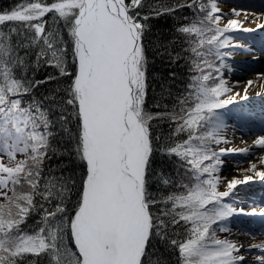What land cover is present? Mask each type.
<instances>
[{
    "label": "snow or ice",
    "instance_id": "obj_1",
    "mask_svg": "<svg viewBox=\"0 0 264 264\" xmlns=\"http://www.w3.org/2000/svg\"><path fill=\"white\" fill-rule=\"evenodd\" d=\"M258 29L222 0L0 8V264H264V238L232 228L264 224V197L239 194L264 183V124L235 107L264 72L231 80Z\"/></svg>",
    "mask_w": 264,
    "mask_h": 264
},
{
    "label": "rangeland",
    "instance_id": "obj_2",
    "mask_svg": "<svg viewBox=\"0 0 264 264\" xmlns=\"http://www.w3.org/2000/svg\"><path fill=\"white\" fill-rule=\"evenodd\" d=\"M238 1L239 0H222V5L226 6L228 4L230 6V3H234L241 7L242 6L241 4H237ZM236 5H234L236 8H240ZM242 103L240 105H236L235 107L241 111L249 113L251 115V118L256 117V120H252V124L250 126L252 127L253 131L258 132L260 129L259 127L262 124H264V105H260V106L258 105L256 106L257 109H255L254 105L251 106L250 104H247V103L242 104ZM249 108L254 109L256 111V114H254L253 111L249 112L248 111ZM241 139L245 141L251 140V136L249 134V126H246L242 132L240 129L236 130L233 146L244 147L245 145L241 142ZM225 159H226V164H225L222 175L230 179L233 176L237 175V173L233 171V161H238V160H242L245 158L242 156H229V157H226ZM244 167H247V165L245 164ZM258 190L261 191L260 194L257 192ZM239 194L241 196H247V197L255 196L257 199L264 197V183L256 182L248 186H242ZM243 206L247 208L249 205L245 203ZM259 221L260 219L258 217H235L233 218L232 228L234 232L238 230H246V231L254 232L256 234V240H251V237L243 235V234L237 235L233 238L238 239L245 243L249 242L250 240L253 243L259 242L260 239L264 238V236L261 235V233L264 232V227L257 224ZM242 222H244L247 226L241 228L239 224H241Z\"/></svg>",
    "mask_w": 264,
    "mask_h": 264
},
{
    "label": "bare ground",
    "instance_id": "obj_3",
    "mask_svg": "<svg viewBox=\"0 0 264 264\" xmlns=\"http://www.w3.org/2000/svg\"><path fill=\"white\" fill-rule=\"evenodd\" d=\"M239 2H242L241 7L234 3H230V6L228 4L226 6L222 5V7L225 11H228L230 8L235 7L234 5H236L240 7L238 9H245L258 14L264 12V0H239ZM246 26L255 27V24H247ZM236 35L250 44L253 52L251 55L244 54L238 55L233 58L235 70L231 76V80L246 81L247 79L254 78L255 73L264 72V49L263 46L260 48L257 47L264 42V29H258L255 32L247 34L237 33ZM252 56L257 57V59H253ZM261 101H264V97H258L255 95V92H253L251 93L250 99L247 102H249L252 106L260 103ZM248 142L250 143L251 140H249Z\"/></svg>",
    "mask_w": 264,
    "mask_h": 264
},
{
    "label": "trees",
    "instance_id": "obj_4",
    "mask_svg": "<svg viewBox=\"0 0 264 264\" xmlns=\"http://www.w3.org/2000/svg\"><path fill=\"white\" fill-rule=\"evenodd\" d=\"M12 3H14V0H0V8H7ZM223 235L225 234L221 233L220 238H224Z\"/></svg>",
    "mask_w": 264,
    "mask_h": 264
}]
</instances>
